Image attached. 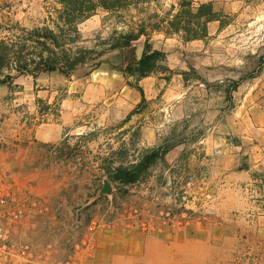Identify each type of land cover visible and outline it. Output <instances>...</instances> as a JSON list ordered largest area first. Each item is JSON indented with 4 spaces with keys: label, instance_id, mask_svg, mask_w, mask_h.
Segmentation results:
<instances>
[{
    "label": "rangeland",
    "instance_id": "obj_1",
    "mask_svg": "<svg viewBox=\"0 0 264 264\" xmlns=\"http://www.w3.org/2000/svg\"><path fill=\"white\" fill-rule=\"evenodd\" d=\"M55 1L0 0V39L16 24L51 25ZM177 1L149 0L145 14L129 13L162 17ZM205 2L218 14L205 38L152 34L164 58L143 82L144 102L117 56L87 76L0 83V164L48 205L25 229L48 261L81 256L88 225L120 222L147 236L136 264H264L263 201L250 177L264 170V0H192ZM107 17L98 10L79 24L84 44L122 29ZM172 133L180 143L146 182L122 194L105 184L99 154L125 142L123 160H132Z\"/></svg>",
    "mask_w": 264,
    "mask_h": 264
},
{
    "label": "trees",
    "instance_id": "obj_2",
    "mask_svg": "<svg viewBox=\"0 0 264 264\" xmlns=\"http://www.w3.org/2000/svg\"><path fill=\"white\" fill-rule=\"evenodd\" d=\"M55 2L57 6L53 7L55 15L50 17L51 25L27 28L16 24L9 30L8 36L0 39V70H4L0 83L10 86L12 80L20 74H27L35 79L41 73L54 72L67 77L87 76L100 67L106 53L118 50L123 55L119 68L126 79L132 77L136 81L128 84L141 93V102H144L143 90L138 81L154 73L159 60L164 58V52L154 48L150 42L152 34L162 33L165 38L178 35L184 42L203 39L207 36V23L218 20L211 2L194 6L192 0H178L170 5V10L164 16L151 13L138 17L137 21H133L135 16L130 15L129 11L139 9L140 14H145L149 0ZM98 10L104 11L107 18L117 19L123 27L118 30L120 27L115 26L108 36L97 35L91 45H86L78 26ZM140 38H143L142 53L136 58L133 53ZM133 112L134 109L123 123ZM174 138L172 133L158 144L144 147L138 157L127 161L123 160L127 150L126 143L122 142L118 149H110L107 153L98 155L101 175L112 188L121 194L126 193L130 186L146 182L153 165L166 161V154L180 143ZM238 169L248 170L249 167L245 163ZM250 177L259 188L263 201L260 207L264 209V170L253 171Z\"/></svg>",
    "mask_w": 264,
    "mask_h": 264
},
{
    "label": "built area",
    "instance_id": "obj_3",
    "mask_svg": "<svg viewBox=\"0 0 264 264\" xmlns=\"http://www.w3.org/2000/svg\"><path fill=\"white\" fill-rule=\"evenodd\" d=\"M48 205L23 182L10 167L0 164V264H55L45 259L44 251L36 250L20 238V227L36 218ZM81 238L79 253L92 248L95 226L88 225ZM60 264H85L81 256H71Z\"/></svg>",
    "mask_w": 264,
    "mask_h": 264
},
{
    "label": "crops",
    "instance_id": "obj_4",
    "mask_svg": "<svg viewBox=\"0 0 264 264\" xmlns=\"http://www.w3.org/2000/svg\"><path fill=\"white\" fill-rule=\"evenodd\" d=\"M212 3L214 4V2ZM113 56H117V62H120L118 50L109 51L103 59H111ZM148 77L139 80L143 94L145 92L143 82ZM39 216L20 227V238H26L25 229L29 225L34 228L35 224H38ZM146 238L144 232L136 226H129L120 222L100 225L95 228L91 250L86 254L81 252V259L85 264H136L143 259Z\"/></svg>",
    "mask_w": 264,
    "mask_h": 264
},
{
    "label": "water",
    "instance_id": "obj_5",
    "mask_svg": "<svg viewBox=\"0 0 264 264\" xmlns=\"http://www.w3.org/2000/svg\"><path fill=\"white\" fill-rule=\"evenodd\" d=\"M142 45H143V43L140 42V41H138V43L136 44V47H137V48H136V50H135V52H134L136 58L140 57V55H141V53H142ZM105 184H106L108 187H110V185L107 183V181H105Z\"/></svg>",
    "mask_w": 264,
    "mask_h": 264
}]
</instances>
